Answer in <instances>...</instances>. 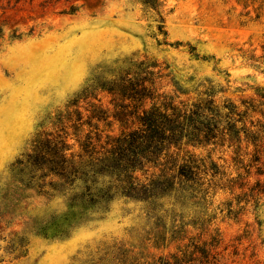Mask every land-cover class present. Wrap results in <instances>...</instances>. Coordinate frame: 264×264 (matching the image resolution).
I'll use <instances>...</instances> for the list:
<instances>
[{"label": "rangeland", "instance_id": "1", "mask_svg": "<svg viewBox=\"0 0 264 264\" xmlns=\"http://www.w3.org/2000/svg\"><path fill=\"white\" fill-rule=\"evenodd\" d=\"M241 13L234 0H0V264L99 263L130 242L136 205L117 198L105 215L89 217L70 209L68 192L54 191L55 179L27 161L39 141L72 133L67 105L82 89L83 121L89 102L111 112V82H154L181 100L213 85L218 102H252L262 154L257 165L245 143L236 161L232 150L213 154L233 189L209 200L213 218L202 240L218 241L216 264H264V26H241ZM96 128L120 131L114 122Z\"/></svg>", "mask_w": 264, "mask_h": 264}, {"label": "trees", "instance_id": "2", "mask_svg": "<svg viewBox=\"0 0 264 264\" xmlns=\"http://www.w3.org/2000/svg\"><path fill=\"white\" fill-rule=\"evenodd\" d=\"M234 1L242 9L241 26H264V0ZM86 90L67 105L75 114L68 120L72 133L39 141L27 161L41 171V178L55 179L54 187L48 184L54 191L68 192L70 209L79 207L89 217L105 215L117 198L138 207V227L131 230L130 242L104 252L99 263L91 259L88 264H216L212 247L218 241L212 236L202 240L213 218L206 206L217 191L231 192L233 179L213 154L232 150L236 161L243 157L245 143L253 146V162L258 164L262 127L251 121L249 114L256 112L252 102H218L213 85L181 100L160 93L154 82H111L106 92L113 110L100 111L89 102L93 109L83 121L76 107L79 99L89 98ZM99 122L106 127L114 122L120 131L103 135L96 128ZM68 137L73 144H67ZM244 171V177L249 175L247 167ZM192 231L201 235L190 237ZM172 245V253H149Z\"/></svg>", "mask_w": 264, "mask_h": 264}]
</instances>
